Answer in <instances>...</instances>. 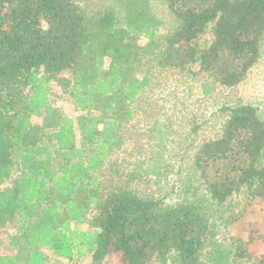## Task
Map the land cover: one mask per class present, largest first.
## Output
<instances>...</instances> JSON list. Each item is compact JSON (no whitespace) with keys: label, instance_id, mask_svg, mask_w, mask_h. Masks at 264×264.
<instances>
[{"label":"trees","instance_id":"obj_1","mask_svg":"<svg viewBox=\"0 0 264 264\" xmlns=\"http://www.w3.org/2000/svg\"><path fill=\"white\" fill-rule=\"evenodd\" d=\"M136 1L132 11L128 0H0V248L10 231L23 253L0 252V264H47L41 248L91 264L171 254L170 264H264V210L230 249L219 248L212 213L242 186L239 217L264 206L258 108L220 105L183 140L165 110L183 86L208 93L245 79L261 55L264 0ZM207 30L212 41L199 48ZM51 79L67 88L75 123L52 106Z\"/></svg>","mask_w":264,"mask_h":264},{"label":"rangeland","instance_id":"obj_2","mask_svg":"<svg viewBox=\"0 0 264 264\" xmlns=\"http://www.w3.org/2000/svg\"><path fill=\"white\" fill-rule=\"evenodd\" d=\"M150 3L152 0H149ZM142 3V2H140ZM139 1L128 0L127 5L130 10H137V5ZM145 5L144 3H142ZM164 5L160 2H152L151 16L154 14V19H158L156 22L160 25L158 29L161 32H166L170 26V20L167 16V13L164 9ZM147 10V9H146ZM153 12V13H152ZM146 14H149L147 11ZM152 21V20H151ZM212 34L210 30L203 33L198 39V47L205 48L212 41ZM50 89V102L53 107L58 108L63 115L72 119L75 123L76 117L79 115L71 102L70 96L67 93V88L64 87L58 80L51 79L49 81ZM184 89V90H183ZM182 90V91H181ZM179 92L172 91L169 93L168 103H165L167 107L166 118L167 123L178 132V137L183 140L188 132L193 126L194 118L202 120L207 118L209 112L223 104H235V103H251L258 108L260 116L264 119V36L261 41V55L258 62L251 68L245 79L233 88H224L219 87L216 91H211L208 93L203 92L204 87L196 86V84L191 83L189 86L181 87ZM168 97V96H167ZM165 97V98H167ZM162 111H164L162 109ZM222 116H214L210 120V126L207 127V135H211L214 132V127L217 126L218 122L221 120ZM42 116L32 117V123L40 125L42 123ZM7 180L3 182L0 187L6 186ZM165 186L160 187V191L165 190ZM249 192L245 186H242L238 192L234 193L228 201L217 210H213L214 220L217 223L215 229L217 231V237L220 239L221 245H218L220 249H230L232 237L239 236L242 239L247 238V223L249 221H260L262 218L260 215H263L264 206L260 208L261 204H253L250 210L246 211L242 218L239 217L242 214L244 209L245 202L247 201ZM222 215L221 220H218V217ZM260 215V216H259ZM228 216L231 217L233 221L227 220ZM235 219V220H234ZM228 222H226V221ZM225 221V223H224ZM74 226L82 227L84 229H89V226L86 223H74ZM10 232V231H9ZM8 231L3 234V243L0 248V252L4 254L23 256V253L19 252V247L9 244L8 237L6 234ZM216 237V235H215ZM214 240V239H213ZM208 240L206 250L209 251L212 247ZM213 242V241H212ZM214 243V242H213ZM216 244V243H215ZM43 254L46 258L47 264H91V256L86 255L79 259H74L72 261L56 256L48 248H41ZM176 260V255L171 254L166 260H161L157 257H152L146 264H170L173 260ZM234 260V261H231ZM229 263L231 264H245L242 261L231 258ZM100 264H122L119 257L116 255H109L105 257ZM208 264H213L208 262Z\"/></svg>","mask_w":264,"mask_h":264}]
</instances>
